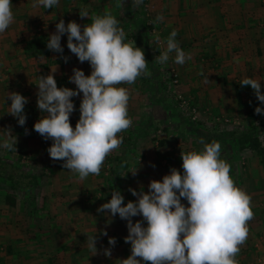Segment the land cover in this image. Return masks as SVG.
<instances>
[{
  "label": "clouds",
  "instance_id": "1",
  "mask_svg": "<svg viewBox=\"0 0 264 264\" xmlns=\"http://www.w3.org/2000/svg\"><path fill=\"white\" fill-rule=\"evenodd\" d=\"M143 2L131 0V6L138 8ZM58 4L59 0H34L32 6L52 9ZM79 15L92 22L82 29L75 21L65 24L61 19L46 46L62 54L61 37L67 34V48L81 63H90L91 74L74 68L69 82L76 85L75 90L58 88L56 68L47 76H38L37 107L44 115L34 124V130L45 140H52L47 149L50 158L63 161L62 167L83 181L89 175H99L105 159L123 143L118 134L133 124L128 116L129 89L118 85H133L138 77L151 73L143 50L124 42L126 34L111 12L90 17L88 10L81 8ZM163 22L162 14L153 21ZM12 23V0H0V34ZM176 35V30L170 33L166 50L155 57L156 63L166 64L172 53L177 65L191 59L176 42ZM64 59L67 62V57ZM240 84L250 86L256 99L264 103L260 81L244 78ZM81 93L80 116L73 128L70 115L75 106L71 98ZM6 100L11 101L7 113L24 126L27 98L8 92ZM254 111L264 115V108L256 107ZM6 133L0 138V148L16 151V136L11 129ZM200 143L204 144L203 151H181L183 174L172 168L162 181L152 180L147 193L129 188L138 197L135 202L125 204L120 191L115 190L111 199L97 209L127 221L124 240L131 245V255L120 260L121 264H237L236 256L248 239V223L254 218L251 197L235 185L231 166L220 158V143H205L203 138ZM131 172L135 175L137 168ZM181 198L188 206L181 203ZM137 216L142 220L133 222ZM100 234L107 236V231L101 230ZM96 243V235L87 236L93 255L97 254ZM108 243L115 246V238L110 237ZM104 255L110 258L111 249H105Z\"/></svg>",
  "mask_w": 264,
  "mask_h": 264
},
{
  "label": "rangeland",
  "instance_id": "2",
  "mask_svg": "<svg viewBox=\"0 0 264 264\" xmlns=\"http://www.w3.org/2000/svg\"><path fill=\"white\" fill-rule=\"evenodd\" d=\"M33 3L34 0H12L14 23H12L3 34H0V42H2V39L6 38L5 44H8L7 50L19 54V51L24 49L25 57L22 58L24 60L31 59L30 56L28 57V53H26V44L35 37L43 36L46 39L47 45L49 35L56 31L55 26L61 19L64 20L65 24L70 21H75L80 25L82 24L83 27L86 24H90L92 21L87 17L81 19L79 9H87L90 17L103 15L106 11L111 12L119 22L118 27L123 28L126 36L129 33H135L138 38H140L139 40L146 42L148 58L154 62L156 67L160 68L161 74L157 82H159L158 86L160 88L162 87L160 91L165 99L161 111V118L163 120L157 123L156 121H152V125H146L147 129H149L145 131L148 134L147 138L153 140L154 147H159V144L162 142L167 144L180 143V141L184 146H192L191 143L193 142L200 143L201 138H203L205 143H207L209 139H212V142L215 140L220 143V158L225 160L228 164L237 161L238 165L241 161H244V158L242 159L240 156L239 148H230V146L236 145L237 147V142L233 134L235 132H241L252 124L245 119L244 110L247 113L250 108L253 110L259 107L255 103L256 97L253 90L250 88L243 91V99L246 100L247 104L242 107L238 106L237 111L234 110V112H232L235 113V118L233 120L229 116L225 117V115L213 113L211 107L205 104H199L194 97V94L197 97V93H195L194 90H188L185 88L186 86L184 87V83L181 81L180 74L177 71L171 54L166 64L156 63L154 60L155 57L160 54L159 52L166 50V43L162 39L159 23H153L155 17L160 12L158 6L161 0H144L143 4L138 8L132 7V9L126 6V2L123 0H59L58 6L52 9H45L43 7L33 8ZM247 3H249L247 4L248 7L245 5V7L242 8V11L246 12L248 15L249 21L247 27H252V31L258 36L262 51L264 52V0H248ZM255 16L259 17L255 18ZM126 36L125 43L128 42ZM157 37H159V42H157ZM66 38L67 34L61 37L62 47L66 45ZM142 42H139L140 45L143 44ZM3 51L4 50H1L0 52L4 54L6 50ZM50 52L51 58L54 55L58 56V54H60L53 51ZM5 64L6 63L3 65ZM40 66L42 67L41 64ZM26 68L27 67H25V69ZM8 70L11 72L10 69ZM20 73V77L27 78L28 76L30 79H35L34 77H30L31 71L29 70L21 71ZM12 74L16 75V73ZM171 74L178 75V83L176 85H172L171 83ZM7 75L9 76L10 74L6 72L0 74V81L3 80V77H8ZM32 75L37 76L36 74ZM20 80L22 81V79ZM6 81L7 83L0 88V93L17 92L25 97L27 96L28 102L24 109L26 119L29 118L31 123L32 120L37 122L44 114L41 113L38 107H35V104H37V97L29 90L26 85L27 81L25 80L23 84L19 85L17 88L15 87L17 86L14 82L15 80L12 81V79L10 80L7 78ZM149 91L152 93L151 90ZM178 96L181 97L180 100ZM9 102L10 100H6V97L0 94L1 107L3 105L5 109H9V107L6 106ZM30 108H35L34 113H31L29 110ZM261 108H264V105L261 106ZM240 115H242V117H240ZM78 119L79 116L70 117V123L73 128ZM132 121L133 124L129 129L118 134V136H122L123 143L120 148L113 151L105 159L99 175H89L83 181L79 179L77 174L63 168V161H53L50 158L47 149L52 144L51 139L49 142V139L45 140L42 138L39 140L36 138L38 139V145L45 147L36 148L35 145L29 144L27 141L28 138L26 139L23 131H21L22 127L18 125V121H15V123L13 122V125L16 126L15 132L17 133V131H19V135H14L17 138L16 151L0 148V164L13 165L16 169L20 168L19 172L21 173L26 172L38 177V185L30 191V194H27L33 196L35 204L34 210H31L30 206L25 202V192L12 191L5 182L0 181V195L3 196L4 194L11 193L15 198L14 202L11 201L12 199L7 200L8 204L6 205L10 213L6 215L8 218L6 224L11 226L9 230L12 228L16 232H8L9 235L7 236L8 238L9 236L18 237L19 247L22 246L24 249L26 248L25 251L27 253H25L22 258H31V255H36L33 259L24 261L23 264H38L39 260L44 261L43 264H47V262H45L47 259L45 260L44 256L48 255V261L52 260V264H77L74 261L69 262V260L65 261L64 259H62L63 262H61L59 259H61L62 256L58 254L60 251H55L57 254H54L55 252L53 251L54 248L56 250L58 247L62 250L69 247L68 249L74 255L72 258L78 256L77 258H81L84 261L83 264H97L96 258L99 254L93 255V250L90 249L87 244V236L96 235L99 237L96 230L103 226L105 227L102 229H109V234L112 233V231H121L120 229L122 227L116 225V229L114 228L115 222L119 219L121 221V218L112 217L109 213H104L103 217L97 216V209L102 203H99L100 199H98L101 195L98 196L95 190L98 188L102 194V183L106 185L109 178L113 177V175L123 178L124 173L122 170L124 169L120 168L121 165L123 166L126 163L125 166H127L130 162L132 163L134 160L137 161L141 159L137 138L142 137L140 135H142L143 132L142 127L144 122L136 124L133 119ZM18 126L19 130L17 129ZM189 135L196 137V140L194 138H189ZM206 138L209 139L207 140ZM201 145L204 146V144ZM148 149L152 150L153 148ZM155 149L157 150L160 148ZM172 149L174 150V154L177 151L178 153L180 152L178 155H181V151L184 153L190 151L200 152L203 151L204 148ZM118 157L121 158L120 167L118 169L116 168V171H114V168L117 166L116 158ZM172 159L175 160L176 155H174ZM107 196L108 192L106 191L103 195L105 202L106 199H108ZM1 199L2 198H0V200ZM0 208H5V204L3 203L2 205L1 201ZM7 218L5 219L4 216H2L0 218V223L3 220H7ZM39 238L41 240H39ZM97 239L96 247L100 245L99 238ZM107 240H109L108 237ZM37 244H41L39 247L40 252H38L36 248H32L34 246H39ZM62 244H64V246H62ZM1 246L3 247L4 244ZM42 248L45 250L44 252ZM46 249H49V251ZM97 250H99L98 253H100L101 248L97 247ZM52 252L53 255H51ZM98 264H102V262Z\"/></svg>",
  "mask_w": 264,
  "mask_h": 264
},
{
  "label": "crops",
  "instance_id": "3",
  "mask_svg": "<svg viewBox=\"0 0 264 264\" xmlns=\"http://www.w3.org/2000/svg\"><path fill=\"white\" fill-rule=\"evenodd\" d=\"M247 1L248 0H161L158 6L160 10L159 14H162L164 17V22L158 24L164 42L166 43L170 33L176 30V42L186 54L191 55V59L187 60L185 64H175L180 74L181 81L184 83V87L186 86L185 88L188 90H194L195 93H197V97L195 94L194 97L199 104H205L211 107L213 113L225 115V117L229 116L233 120L235 118V113L232 112H234V110L237 111L238 106L242 107L247 104L246 100L243 99L244 94L242 93L241 97L238 99L235 91L237 86H241L240 82L244 78H252L260 81L261 93L264 94V52L262 51L258 36L252 31V27H247L249 21L248 15L246 12L242 11V8L249 4ZM256 17L259 16H255V18ZM81 28L83 29L82 24ZM126 37L128 38L127 43L133 44L135 42L133 45L143 50L145 59L148 62V71L151 73L149 76L141 75L133 85H118V87H126L129 89L130 99L128 103V116L133 119L136 124L144 122L142 127L143 132L141 131L142 135H140L142 137L137 138L141 159L137 161L134 160L132 163L130 162V166H125L126 163L123 166L121 165L120 168L124 169L122 170L124 173L123 178L113 176L109 178L106 185L102 183V194L98 188L95 190L98 196L101 195L98 199L101 200V202L99 200V203L102 204L107 203L111 199V194L115 190L120 191L121 195L124 197L125 204L129 201L135 202L138 197L133 196L129 188L135 189L137 192L143 190L147 193L149 191L148 186L150 182L152 180L162 181L165 175L170 174L172 168H176L183 174L182 158L181 155H178L180 152L178 153L176 151L174 154L172 148H204L201 143L193 142L191 143L192 146H184L181 141L180 143L167 144L162 142L159 144V147H154L153 140L147 138L148 134L145 131L149 128L147 129L146 125L151 124L152 121H156L157 123L163 120L161 118V111L165 99L160 91L162 87L160 88L158 86L159 82H157L161 74L160 68L156 67L154 62L148 58L145 41L139 40L140 38H138L135 33H129ZM5 42L6 38L2 39V42H0V51L6 50V52L3 51L4 54L0 52V74L6 72L10 75H7L8 77H3V80L0 81V88L7 83V78L10 80L12 79V81L15 80L14 82L17 85L15 86L16 88L26 80V85L29 90L37 97L38 88L35 84L38 83V76H47L51 73V69L54 70L56 68L54 78L58 88L67 87L73 90L76 89V85L70 83L69 78L73 75L74 68L82 70L85 75L91 74L92 69L90 63L87 61L81 63L67 48V38L65 41L66 45L63 46L64 51L62 54H58L59 57L54 55L51 58V52L47 49V57H38L32 54V51L26 52L28 53V57L30 56L31 58L26 60L22 58L25 57L24 49L19 51V54L7 50L8 44H5ZM139 42L143 44L140 45ZM171 55L174 60L175 53ZM65 57H67V62H65ZM4 63L6 64L3 65ZM25 67L27 68L25 69ZM8 69H10L11 72H9ZM25 70L31 71L30 77H34L35 79H30L28 76L27 78L20 77V72ZM12 73H16V75ZM32 74H36L37 76ZM20 79H22V81ZM249 88L251 87L249 86ZM149 90H151L152 93H150ZM0 94L6 97L8 92ZM82 96L83 94L81 93L79 96L71 98L75 110L71 113L70 117L80 116L79 106ZM255 103L259 107L264 105V103H261L257 99ZM10 104L11 101L8 105ZM8 105L6 106L9 107ZM35 107H37V104H35ZM34 109L35 108H30L29 110L31 113H34ZM8 110L9 109H5L3 105L2 107L0 106V137L5 136L8 129H11L13 135H19V131L16 133V126L13 125L15 121H17V118L8 114ZM243 113L246 119V111L244 110ZM240 117H242V115H240ZM35 123L36 122L33 120L31 123L29 118L26 119V126H21V131H23L25 137L28 131L27 128ZM17 129L19 130V126ZM260 135L261 151L242 150L240 156L242 159L244 158V161H241L238 165L237 161L229 163L231 166L230 176L235 182V185L244 190L251 197V208L254 213V218L248 223V239L246 243L241 246L240 252L236 256L237 264H264V132H261ZM189 138H194L196 140V137L193 135H189ZM206 139L208 140L209 138ZM37 140L38 139H27L29 144L35 145L36 148H45L39 146ZM208 142H212V139H209ZM232 146H230V148H239L238 145L237 147L236 145ZM148 148L153 149L149 150ZM155 148L160 149L156 150ZM173 154L176 155L175 160L172 159L174 157ZM136 168L137 172L134 175L131 171ZM106 191L108 192V199H106L105 202L103 195ZM85 193L89 194L88 192ZM10 196H12L11 193L4 194L3 196L0 195V198H2L0 200L2 205L3 203L5 204L4 209L0 208V218L4 216L6 219V215L10 213L6 205L8 204L7 200ZM181 203L188 206L184 198H181ZM96 214L100 217L104 215V213H99L98 211ZM114 217L120 218L118 214ZM132 220L133 222L142 220V217H133ZM7 221L8 218L0 223V264H23L24 261L36 257V255H31V258H22V256L27 253L25 251L26 248L24 249L21 245V247H19L18 237L9 236L8 238L7 235H9L10 232L15 233L16 231L12 228L9 230L11 226L6 224ZM116 225L122 227L120 229L121 231H112V233L109 234V229H102L105 226L96 230L100 244L97 247L101 248L100 253H98L99 250H97L96 255L99 254L96 258L97 264L101 262L102 264H121L120 260L126 259L131 255V245L130 243H125L124 240L128 235L127 221L122 219L120 221L119 219L115 222L114 228ZM144 226H147L146 222H144ZM101 230H106L107 236L101 235ZM107 237L115 238V246H109ZM39 240L41 239L39 238ZM3 244L4 246L2 247L1 245ZM37 245L39 246H34L32 248H36L38 252H40L39 247L41 244ZM62 246H64V244H62ZM68 248L62 250L58 247L56 250L54 248L53 251H60L58 254L62 256V258L59 259L61 262H63L62 259H64L65 261L69 260V262L74 261L77 264H83L84 261L81 258H77L78 256L72 258L74 255ZM109 248L111 249L110 258L104 255V250ZM49 249L46 250L49 251ZM42 250L43 252L45 251L43 248ZM54 254H57V252ZM51 255H53V252ZM48 257L49 255L44 256V259H47L45 262H47V264H52V260L48 261ZM43 263L44 261L40 260L38 262V264ZM142 264H145V262H142Z\"/></svg>",
  "mask_w": 264,
  "mask_h": 264
},
{
  "label": "trees",
  "instance_id": "4",
  "mask_svg": "<svg viewBox=\"0 0 264 264\" xmlns=\"http://www.w3.org/2000/svg\"><path fill=\"white\" fill-rule=\"evenodd\" d=\"M126 3V6H129L132 9L131 6V0H123ZM32 51V54L38 56V57H44L47 54V46H46V39L43 36H38L30 40L26 44V52ZM37 57V58H38ZM250 89L249 86H237L236 96L239 99L241 97V94L244 90ZM254 105V104H253ZM255 109H251L247 111L246 119L247 121H250L252 124L248 126L246 129L242 130L241 132H235L233 135L235 136V141L237 142V145L239 147L240 152L242 150H251V151H261L260 148V133L264 132V115H257L255 114ZM26 126V124L24 125ZM27 134L26 137L28 139H42L35 130H34V124H31L27 128ZM117 159V166L114 168V171H116V168L118 169L120 167L121 158ZM18 170V171H16ZM19 169H16L13 167V165H7V164H0V181L5 182L9 189L12 191H23L25 192V202L30 206L31 210L35 209L34 199L33 196L27 195L30 194V191L33 188H36L38 185V177L32 174L28 173H21L19 172ZM113 171V172H114ZM114 176V175H113ZM9 200L12 202L15 201L14 196L8 197Z\"/></svg>",
  "mask_w": 264,
  "mask_h": 264
},
{
  "label": "built area",
  "instance_id": "5",
  "mask_svg": "<svg viewBox=\"0 0 264 264\" xmlns=\"http://www.w3.org/2000/svg\"><path fill=\"white\" fill-rule=\"evenodd\" d=\"M174 73V72H172ZM171 83L172 85H176L178 83V75L177 74H171ZM178 99L180 100L181 97L178 96ZM182 103V101H181Z\"/></svg>",
  "mask_w": 264,
  "mask_h": 264
}]
</instances>
